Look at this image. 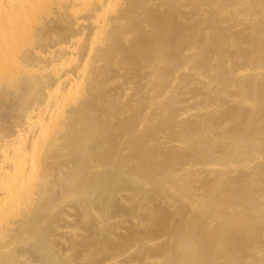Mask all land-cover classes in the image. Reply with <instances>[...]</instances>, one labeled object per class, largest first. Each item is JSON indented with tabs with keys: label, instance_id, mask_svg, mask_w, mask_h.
Returning <instances> with one entry per match:
<instances>
[{
	"label": "rangeland",
	"instance_id": "obj_1",
	"mask_svg": "<svg viewBox=\"0 0 264 264\" xmlns=\"http://www.w3.org/2000/svg\"><path fill=\"white\" fill-rule=\"evenodd\" d=\"M99 1L29 42L79 41L52 63L83 87L1 263L264 264V0ZM25 78L0 94L2 131L52 83Z\"/></svg>",
	"mask_w": 264,
	"mask_h": 264
},
{
	"label": "bare ground",
	"instance_id": "obj_2",
	"mask_svg": "<svg viewBox=\"0 0 264 264\" xmlns=\"http://www.w3.org/2000/svg\"><path fill=\"white\" fill-rule=\"evenodd\" d=\"M88 2L90 0H0V94L5 90H14L13 83L20 84L18 81L22 76L30 77L27 80H31V77L36 80L47 74L52 82L40 96L39 102L28 104V108L24 105L21 107L24 112L20 113L21 117L19 114L21 119L18 122H12L14 124L7 131L0 129V264H3V252L7 253L9 247L13 246L5 239L15 226L22 221L26 223L24 221L29 220L36 210L46 182L47 155L55 146V135L67 111L76 105L83 87V73L72 78L66 74L64 63L60 62L59 66L52 63L53 59L55 62L58 58L57 55H74L79 41L70 40L64 45L44 50H38L29 42L36 30L39 32L40 26L44 25V18L41 17H61L64 14L74 20L77 30L82 28L81 21L89 13L86 8ZM99 4L107 6V1H99ZM102 24L103 21H98L93 27L95 32L101 31ZM25 51H31L41 62L39 64H50L48 71L40 70L38 64L35 70L26 67L27 61L19 58V53L25 54ZM16 78L20 79L15 82ZM52 89L56 90L57 95H52Z\"/></svg>",
	"mask_w": 264,
	"mask_h": 264
}]
</instances>
